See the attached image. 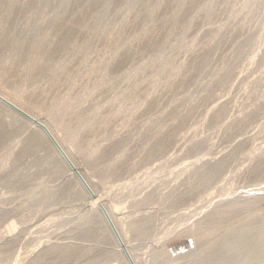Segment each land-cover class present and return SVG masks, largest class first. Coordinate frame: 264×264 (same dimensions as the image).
Instances as JSON below:
<instances>
[{"label":"rangeland","instance_id":"1","mask_svg":"<svg viewBox=\"0 0 264 264\" xmlns=\"http://www.w3.org/2000/svg\"><path fill=\"white\" fill-rule=\"evenodd\" d=\"M246 1L0 0V89L53 127L80 131L84 151L71 150L97 191L131 200L130 217L151 218L141 242L185 229L165 235L172 255H183L171 259L157 241L151 264H208L209 244L251 212L260 247L245 237L229 242V254L256 261L259 252L264 264V0ZM226 180L255 197L252 207L228 206L189 227L184 213L200 197L229 202L215 200L229 194ZM88 200L38 127L0 102V234L7 225L17 232L3 258L40 235L94 244L52 258L60 247L40 264L104 260L98 234L84 235L102 229L86 221Z\"/></svg>","mask_w":264,"mask_h":264},{"label":"bare ground","instance_id":"2","mask_svg":"<svg viewBox=\"0 0 264 264\" xmlns=\"http://www.w3.org/2000/svg\"><path fill=\"white\" fill-rule=\"evenodd\" d=\"M253 3L254 0H247L245 2L247 7L252 5ZM18 94L23 95L22 91H18ZM0 96L3 97L0 98V102H2L7 108L23 116L26 120H29L31 124H35L38 127L42 138L44 137V139L49 142L53 150L61 158L64 166L76 178L77 182L80 184L82 191H84L85 194L90 197L91 200H88L90 207L86 209L84 213L86 221L91 222L102 229L101 232L99 229V231L95 230V232L93 233V227L89 226L87 227L86 233H84V235H86L87 238L89 236L88 239H91L94 234H98L94 239L95 243L97 244L95 246L101 245L99 253H102V255L105 256V259L99 261V263L97 264H151L153 257L149 256V250L155 247L158 242L166 247V254L170 256L171 259H177L179 256L183 255L182 253L175 256L172 255L170 249L167 248L168 237L165 236L167 233H183L185 229H182L181 231H175L180 227V224L168 226L164 230L166 232L165 234H161L160 237L157 238L154 237V241L152 239V242L147 245L140 240L142 238H145V236L147 237V230L151 218L147 215L136 218L130 217L131 214L127 213L126 209L129 207L128 202L131 200L120 199L114 196H112L110 200H105V197L109 192L97 191L93 180L89 178L84 170L79 166L71 150L74 147V149L78 152L84 151L83 149L85 148V145L81 143V133L79 130L71 131L66 128L65 123L62 126L56 125L57 127H53L41 115L21 102L20 99L12 97L1 89ZM11 104L16 105L18 108L30 114L31 119L27 117L23 112L12 107ZM252 111L253 110H251L249 113H251ZM61 128L67 132V138L61 137L58 133V129ZM251 138H253V136H251ZM66 141L70 142L71 145H66ZM97 149L98 147L96 146L92 148L90 152H95L97 151ZM220 158L221 157L215 159L201 158L196 159L194 163L196 164V161L202 160L203 162L200 164L201 167L210 166V164L212 166ZM199 183H201V180L196 184ZM228 183L229 194L223 193L221 197L216 198L215 200H229V202L213 204L209 199H206L202 196L198 200L206 201H203L198 205L192 203L193 206L184 213L187 219L192 221L189 227L192 228L196 223L199 225V223L201 222L209 221L210 219H213L217 214L221 213L224 215L227 212L228 206L229 213H240L242 209H250L252 207L251 200H254L255 197L251 196L249 193L242 192L241 189L239 191H235L233 189V183L231 182V180L224 181L223 188H226V185H228ZM140 201L141 200H138L137 202ZM53 218L50 217L49 219L52 220ZM239 220L243 221V224L239 229L232 230L230 231V233H224L209 244V249L206 251V253L210 255H206L205 257L209 261L208 264H248L245 262V259L247 261L253 259V261L249 264L258 263L257 261L260 260L259 252L255 255V257L259 258L256 261L254 260L255 258L249 257L247 253L243 254L244 252H238L236 255L229 254L228 245L229 242L233 240L237 242L236 244H239V242L246 237V241L248 243H251L253 241L254 248L260 247L262 242L260 240V236L256 240L252 239L254 235L260 232L259 228L261 224L259 222V215L251 212L240 217ZM12 224H15V222H13ZM7 226H9V228H4V230H2L3 232L0 234V248L3 247L2 245L4 243L14 241V237L17 234L13 227H11L10 225ZM103 226L105 227L103 228ZM42 237L43 236L40 235H30L29 237H27V239L24 237L25 240L24 238L22 239L24 241L19 245V247L13 252L12 255H9L7 257L6 260L3 258L4 256L0 251V264H40L41 261L51 259V253L60 247H63L64 250H57L53 254L52 258L59 255H64L68 258L69 256L75 255L77 251H81V253L83 254L85 252L93 250L94 246V244H87L85 247L83 243H80L79 245L68 246L66 244L63 245L59 242H53L52 238L49 237L43 240ZM246 250L250 251V247H248V249ZM243 255L245 257H242ZM262 257H264L263 254Z\"/></svg>","mask_w":264,"mask_h":264},{"label":"water","instance_id":"3","mask_svg":"<svg viewBox=\"0 0 264 264\" xmlns=\"http://www.w3.org/2000/svg\"><path fill=\"white\" fill-rule=\"evenodd\" d=\"M0 98H3V97L0 96ZM4 100H5V99H4ZM9 104H10V103H9ZM11 106L14 107L15 109H17V110L23 112L27 117H29V118L31 119V115L28 114L27 112H25V111H23L22 109L18 108L16 105H12V104H11Z\"/></svg>","mask_w":264,"mask_h":264}]
</instances>
